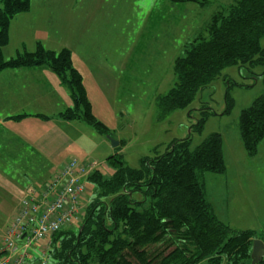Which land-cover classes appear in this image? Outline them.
Returning <instances> with one entry per match:
<instances>
[{"label": "trees", "instance_id": "trees-1", "mask_svg": "<svg viewBox=\"0 0 264 264\" xmlns=\"http://www.w3.org/2000/svg\"><path fill=\"white\" fill-rule=\"evenodd\" d=\"M177 1L207 7L214 0ZM31 2L0 0V74L50 70L74 100V107L60 117L83 122L107 137L109 130L92 114L70 51L55 53L38 43L33 52L5 59L10 25L30 11ZM225 12L227 16L212 18L208 38L199 37L186 56L175 61L177 82L167 96L157 99L160 120L186 108L224 69L264 68V0H235ZM261 77L264 85V72ZM205 122L199 120L191 132L201 133ZM240 130L248 156L255 157L264 140V93L242 111ZM107 163L114 168L111 177L96 170L87 179L98 196L87 200L79 226L51 236L49 264H252L258 238L251 232L237 234L219 221L205 194V174L226 171L221 135H211L195 149L191 138L174 141L164 155L145 160L140 170L127 167L118 154Z\"/></svg>", "mask_w": 264, "mask_h": 264}, {"label": "rangeland", "instance_id": "rangeland-1", "mask_svg": "<svg viewBox=\"0 0 264 264\" xmlns=\"http://www.w3.org/2000/svg\"><path fill=\"white\" fill-rule=\"evenodd\" d=\"M234 2L214 0L207 7L177 0L109 2L105 7L111 14L97 15L90 28L94 33V36H89L92 39L90 44H100V48L105 46L107 50L103 58L107 56L114 64L120 63L123 58L125 65L132 57L137 66L132 68L136 74L122 75L125 67L122 64L117 68L104 66L99 82L91 83L92 88L88 84V88L95 107L92 114L109 130L107 137L99 134L98 138L107 142L112 156L118 154L130 169L140 170L145 160L164 155L174 141L191 138V148L195 149L211 135H221L226 171L223 174H205L206 198L218 220L232 231L237 234L251 232L258 238L254 241H264V140L258 146L257 155L250 158L240 130L242 111L264 93L261 77L264 68L232 66L224 69L210 85L196 94L186 108L175 111L163 120L159 119L157 105V99L167 96L177 82L175 61L184 58L191 44L199 37L208 38L207 26L212 18L218 13L227 16L225 11ZM69 13L67 10L63 24V42L67 45L66 50L72 52V63L74 60L81 73L87 75L89 72L86 69H100L95 63L97 53L95 55V51L88 47H79V38L74 43L70 42ZM95 22L99 23L97 27ZM47 33L43 31V35ZM260 44L264 48V38ZM87 62H91V66ZM204 118L206 122L202 132H191L197 122ZM109 137L122 145L114 149ZM89 144L94 146L90 141ZM84 146L77 149L73 156L75 160L83 158L82 152L87 143ZM111 154H105L100 149L90 158L99 164L97 170L106 177L114 174V168L107 163ZM0 184L6 187L2 176ZM85 187L87 200L93 202L98 191L94 192L90 182H86ZM80 220L72 227H78ZM5 225V219L0 217V233ZM50 242L51 236L37 245L45 246Z\"/></svg>", "mask_w": 264, "mask_h": 264}, {"label": "crops", "instance_id": "crops-1", "mask_svg": "<svg viewBox=\"0 0 264 264\" xmlns=\"http://www.w3.org/2000/svg\"><path fill=\"white\" fill-rule=\"evenodd\" d=\"M114 1L32 0L30 11L18 15L12 21L9 45L4 49L3 55L10 59L24 51L33 52L38 43L52 52L66 49L62 31L68 10L70 42L74 43L79 38V47H88L95 51V55L97 53L95 63L100 69H86L89 72L87 75L85 72L81 73L73 60L74 68L83 78L87 98L95 113L88 84L92 88L91 83L99 82L104 66L117 68L122 64L121 66H125L122 75L132 72L136 74V70L132 68L137 66L132 57L125 65L123 58L120 63L114 64L107 56L103 58L107 50L105 46L100 48V44H90V37L94 36L90 28L97 15L110 13L105 6ZM98 25L99 23L95 22V27ZM43 31L49 33L43 35ZM91 62H87V65L91 66ZM72 104L74 105V100L68 88L46 68L6 70L0 74V176L6 184V187L0 184V212H3L0 217L6 222L0 233V249H3V232L17 212L21 201L27 194L39 197L50 180L67 162L74 159L77 149H83L87 143L82 152L83 158L78 157L80 163L93 161L90 158L100 149L104 150L105 154L112 153L109 144L99 139V134L85 123L69 122L60 117L61 113L74 107ZM23 116L26 117L17 119ZM89 141L94 143V146L89 144ZM47 178L50 179L48 183ZM46 246L37 245L30 250L27 262L36 264L40 252Z\"/></svg>", "mask_w": 264, "mask_h": 264}, {"label": "built area", "instance_id": "built-area-1", "mask_svg": "<svg viewBox=\"0 0 264 264\" xmlns=\"http://www.w3.org/2000/svg\"><path fill=\"white\" fill-rule=\"evenodd\" d=\"M98 166L95 161L80 163L72 159L39 197L27 194L3 232L0 264H28L30 250L39 241L72 227L82 218L87 202L85 183ZM50 248L51 243L40 252L36 264H49Z\"/></svg>", "mask_w": 264, "mask_h": 264}, {"label": "water", "instance_id": "water-1", "mask_svg": "<svg viewBox=\"0 0 264 264\" xmlns=\"http://www.w3.org/2000/svg\"><path fill=\"white\" fill-rule=\"evenodd\" d=\"M109 142L112 144L114 149L120 146L119 142L112 140L110 137L108 138ZM252 264H260L264 259V243L262 241H254L253 249L251 254Z\"/></svg>", "mask_w": 264, "mask_h": 264}]
</instances>
